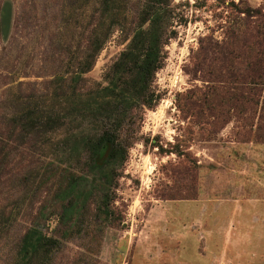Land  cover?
<instances>
[{
    "label": "rangeland",
    "instance_id": "rangeland-1",
    "mask_svg": "<svg viewBox=\"0 0 264 264\" xmlns=\"http://www.w3.org/2000/svg\"><path fill=\"white\" fill-rule=\"evenodd\" d=\"M8 1L0 264H17L30 230L58 242L33 264H264V0H167L159 99L141 111L110 220L98 211L100 182L64 141L90 125L42 134L20 119L65 115L60 94L75 75L89 82L80 93L105 85L144 0Z\"/></svg>",
    "mask_w": 264,
    "mask_h": 264
},
{
    "label": "trees",
    "instance_id": "trees-1",
    "mask_svg": "<svg viewBox=\"0 0 264 264\" xmlns=\"http://www.w3.org/2000/svg\"><path fill=\"white\" fill-rule=\"evenodd\" d=\"M103 1L105 8L108 7L109 0ZM243 13L249 15L250 10ZM170 14L167 0H144L128 46L104 74L105 85L93 84L88 88L90 93H80V85L86 87L89 82L75 75L69 81L70 95L60 94L67 96L65 115L37 116L34 112H27L20 119L24 129L42 134H55L62 127H71L78 122L90 125L89 131H80L64 141L70 155L84 157L85 176H93L100 182L102 194L98 211L108 220L113 216V190L135 140L138 123L142 121L141 111L154 108L159 99L153 84L156 73L164 64V49L171 38L166 32ZM11 19L12 5L6 0L0 9V35L3 39L9 35ZM87 57L93 60L94 56ZM83 69L82 74L89 71V62ZM259 80V85H264V76ZM57 243L36 230H30L23 238L17 264H33L41 255L47 257Z\"/></svg>",
    "mask_w": 264,
    "mask_h": 264
}]
</instances>
